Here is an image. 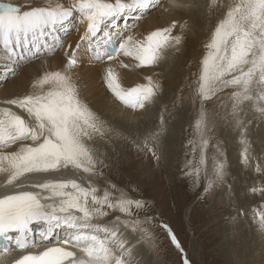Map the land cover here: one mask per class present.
<instances>
[{
  "label": "snow or ice",
  "instance_id": "1",
  "mask_svg": "<svg viewBox=\"0 0 264 264\" xmlns=\"http://www.w3.org/2000/svg\"><path fill=\"white\" fill-rule=\"evenodd\" d=\"M149 17L163 22L141 30ZM203 22L196 71L162 104L156 69ZM28 68L27 86L0 99V264L16 251L13 264H152L162 240L191 264L153 202L116 180L113 159L127 145L159 167L185 100L195 116L180 176L202 198L222 190L233 224L244 218L264 234V159L248 137L250 123L264 122V0H0V88ZM86 69L120 114L156 111L157 120L133 131L94 110L80 83ZM138 69L152 74L125 84ZM221 129L235 133L240 165L259 184L229 182Z\"/></svg>",
  "mask_w": 264,
  "mask_h": 264
},
{
  "label": "rangeland",
  "instance_id": "2",
  "mask_svg": "<svg viewBox=\"0 0 264 264\" xmlns=\"http://www.w3.org/2000/svg\"><path fill=\"white\" fill-rule=\"evenodd\" d=\"M215 19L216 18L213 17V23ZM147 20H151L153 23L159 22H157L154 17H149ZM147 20L144 21L145 23L143 22L146 26L149 25ZM204 23L203 26L206 29H204V32L206 33L210 25H208L207 22ZM202 41H195L196 46L193 45L195 47L193 53H191L188 41L184 49L180 52L181 56L184 53L183 59L179 58L175 68L178 67L177 71L182 78L179 82L174 81L173 83L172 89L175 94L171 97L172 99L177 95V89L179 87L190 82V80L186 78H190V74L196 71V62L200 57ZM190 56H193V59L191 58V61L188 63L187 61ZM9 84L0 89L7 88ZM184 95H188L187 89H185ZM105 101L106 102L99 100L98 104L95 105L96 111L113 123L122 124V122L116 118L117 113L113 112L115 109L111 110L112 106L110 103L112 102L110 98L109 102L107 100ZM166 104L171 107V102ZM184 108H186L187 111L186 116L179 115L177 119L170 122L169 138L167 137L164 143L165 160L159 167L154 164L150 157L137 155L127 145H118L117 152L113 155V159L116 163V180L138 186L144 197L150 202H153L154 209L160 214L161 219L168 223L177 234L191 264H228L227 258L222 256L221 250L219 249L227 233V236L230 237L232 243H234L232 252L234 254H239L241 252L245 256L240 264H248L249 262H251V264H257L264 258V255L260 254L262 252L259 246H252L253 249L251 248L250 252L249 249L244 248L240 244L244 234L246 235L251 231L252 225H250L249 220L245 221L244 218H241V220L234 225L229 218L230 214L234 215V211L229 207V204H227L226 194H223L222 190V192L218 191L205 199L201 197L198 187L194 185L191 180L186 181L180 176L179 169L182 167L184 160V143L189 137L190 124L194 122L195 116V110L191 109L187 100L184 101L182 109ZM139 117L143 119L139 118L134 125L129 126L133 131H135L137 125L141 128L145 126L150 127L153 124L151 122L157 119V113L154 111L149 116ZM128 118H130V116ZM141 120H143V123H140ZM147 121L150 123L148 124ZM217 135L222 136L225 141L224 147L227 158L229 159L230 137L232 136V139H234L235 133L230 132L228 129H221L218 130ZM230 164L228 160L229 171ZM253 184L254 182L251 183V185ZM234 228L238 230L237 239L231 238L233 236H231L233 231H236ZM159 235L163 237L162 232L159 233ZM209 236L210 238H208ZM162 244L163 249L161 250L160 256L158 258L151 257L152 264H182L180 254L169 247L167 241L162 240ZM248 252L253 255H251L249 259H247ZM262 263L264 264V259Z\"/></svg>",
  "mask_w": 264,
  "mask_h": 264
},
{
  "label": "bare ground",
  "instance_id": "3",
  "mask_svg": "<svg viewBox=\"0 0 264 264\" xmlns=\"http://www.w3.org/2000/svg\"><path fill=\"white\" fill-rule=\"evenodd\" d=\"M168 18H170V16ZM157 22H158V20H157ZM162 22H163V19L159 20L158 23H153L151 20H147V23H149V25L146 26V25L142 24L141 30H151L154 27L158 26L159 23H162ZM203 24H205V23L203 22ZM204 29H205L204 26L194 27L193 31L188 33L187 41H188L189 47L191 48V53H193L195 51V49H194L195 48L194 46H196L195 41L201 42L205 38L206 33L204 32ZM199 50H200V48H199ZM183 55H184V53H183ZM183 55L181 56L180 52L175 53L174 55L170 56V58L165 63H163L159 68L156 69V71L158 73H160V77L162 78V82L164 85V95L161 98L162 104H166L168 102L172 103V101H173V99L171 98L175 94V93H173V89H172L173 83H174V81L179 82L180 79L182 78L180 76L179 72L177 71L178 67L175 68V66L177 65L179 58L183 59ZM192 57L190 56V58L187 61L188 63L191 61ZM53 66H55V65H53ZM32 71H33V69H31V68L25 69L24 74H22L21 77L17 81L10 83L7 88L0 89V99L4 98L6 95L11 94L12 92L17 91L20 86L26 87L27 83H28V75ZM151 74L152 73L148 72L147 70L138 69L134 72L128 73L127 79L124 81V83L130 84V83H134L137 81L143 82L144 76L145 75H151ZM80 83H81V88H82L83 95H84L85 99L87 100L89 105L94 110H96L95 105L98 104L99 100H102L104 102H106L105 100H107L109 102V94L107 93L104 86L100 82V79L97 76L95 70L86 69L84 72H82ZM175 84H177V83H175ZM177 87H178V85H177ZM110 105L112 106L111 110L115 109V107L113 106L112 103H110ZM106 106H108V105H106ZM113 112L117 113L116 118L119 119L122 122V124H125V125L127 124L128 126L134 125L135 122L137 120H139V118H142L139 116H136V117L130 116V118H128L129 116H125V115L120 114L118 111H116V109L113 110ZM186 112H187L186 108L180 110V116H182V115L186 116ZM147 116H149V115H147ZM142 121L143 120H141L140 123ZM149 121H151V120H149ZM154 122H151V123H154ZM147 123L149 124L150 122L147 121ZM147 123H145V124H147ZM248 137H249V140L251 143L250 151L255 153V154L260 155L261 158L264 159V122L260 121L259 119H256L252 123H250L249 124ZM168 138H169V134H168ZM170 138H171V136H170ZM239 157H240L239 142L236 138L232 139V136H231L230 137L229 159H228L231 163L230 164L229 177H228L229 182L233 183L237 188L241 187L244 184H247L250 186L251 183H253V182H254V184H259V178L255 172H249L248 170L243 169L242 166L239 165ZM222 193L224 194V192H222ZM226 200H227V196H226ZM257 200H258V198H257ZM227 204H229L228 200H227ZM254 204H255V202L253 200L249 199L242 206L244 208H249V207H253ZM245 221H246V219H245ZM249 222H250V225H252L251 231L248 232L246 235L244 234V237L242 238V241L240 244L244 248L249 249V251L251 250L252 246H254V245L259 246V249L262 252L260 254L264 255V234H261L260 232L257 231L255 224L253 222H251L250 220H249ZM234 229L236 231H233V233L231 234V236L232 235L233 236L231 238L237 239L238 230L236 228H234ZM227 234H226L227 239L226 238L224 239L222 246L219 248L221 250V254L224 258L225 257L227 258L228 264H240V262L242 261V259L245 256L241 252L239 254H234L232 252V250L234 248L233 247L234 243H232L230 237H228ZM208 238H210V236ZM242 250H243V248H242ZM250 252H248L249 254L247 253L248 254L247 259H249L250 256L252 255V253H250ZM14 254H15V252L10 254L6 258H4V264H8L11 260H15L16 257L13 256ZM263 259H261L260 262H258L257 264H263L262 263ZM248 264H251V262H249Z\"/></svg>",
  "mask_w": 264,
  "mask_h": 264
}]
</instances>
